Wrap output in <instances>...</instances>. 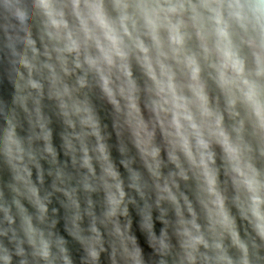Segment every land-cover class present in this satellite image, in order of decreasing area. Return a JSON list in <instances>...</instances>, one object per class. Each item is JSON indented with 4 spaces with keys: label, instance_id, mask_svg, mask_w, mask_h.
Listing matches in <instances>:
<instances>
[{
    "label": "clouds",
    "instance_id": "obj_1",
    "mask_svg": "<svg viewBox=\"0 0 264 264\" xmlns=\"http://www.w3.org/2000/svg\"><path fill=\"white\" fill-rule=\"evenodd\" d=\"M0 264H264V0H0Z\"/></svg>",
    "mask_w": 264,
    "mask_h": 264
}]
</instances>
